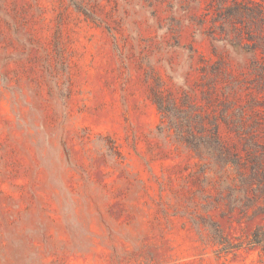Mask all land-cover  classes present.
<instances>
[{
    "label": "rangeland",
    "instance_id": "1",
    "mask_svg": "<svg viewBox=\"0 0 264 264\" xmlns=\"http://www.w3.org/2000/svg\"><path fill=\"white\" fill-rule=\"evenodd\" d=\"M0 264H264V0H0Z\"/></svg>",
    "mask_w": 264,
    "mask_h": 264
},
{
    "label": "trees",
    "instance_id": "2",
    "mask_svg": "<svg viewBox=\"0 0 264 264\" xmlns=\"http://www.w3.org/2000/svg\"><path fill=\"white\" fill-rule=\"evenodd\" d=\"M256 237H259L258 233L255 234Z\"/></svg>",
    "mask_w": 264,
    "mask_h": 264
}]
</instances>
